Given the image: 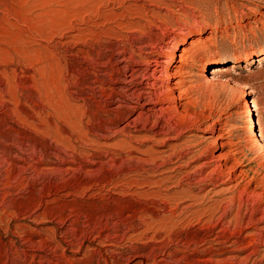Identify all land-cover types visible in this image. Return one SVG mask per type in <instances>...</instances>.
<instances>
[{
    "label": "rangeland",
    "instance_id": "rangeland-1",
    "mask_svg": "<svg viewBox=\"0 0 264 264\" xmlns=\"http://www.w3.org/2000/svg\"><path fill=\"white\" fill-rule=\"evenodd\" d=\"M263 57L264 0H0V264H264Z\"/></svg>",
    "mask_w": 264,
    "mask_h": 264
},
{
    "label": "bare ground",
    "instance_id": "bare-ground-1",
    "mask_svg": "<svg viewBox=\"0 0 264 264\" xmlns=\"http://www.w3.org/2000/svg\"><path fill=\"white\" fill-rule=\"evenodd\" d=\"M165 55L167 58L165 61H159V60L152 61V62L147 61V62H144V65L146 66L144 69H138L140 71L139 77H141L143 82H147L146 83L147 86L139 94H137L135 97H136L137 102L139 104H141V108L144 111H146V113H150L151 115H154V114L156 115L159 111L162 110L161 106L163 107L164 103L168 102L171 99H174L175 90L178 92L180 91L179 92L180 93V99H182V100L188 99L189 100V98H192V100H193L192 103L193 104L196 103L192 97L194 90L191 87L190 88L187 87V84H186L187 82L185 81V77L183 75L184 74L183 69H184L185 65L187 66V65H190V63H192L191 58L192 57L195 58V52H193V49H183L182 55L180 56L179 66H175V62L177 60V54L175 51H166ZM133 63H135V62H133ZM153 66H154V69L152 70V75H150V77H147L146 76L147 71L151 70L150 68ZM174 67H178L180 69L179 74H175V72L172 73V69ZM138 70H136V71H138ZM159 74H166V75H164L165 76L164 78L167 80V82L170 85H174L175 88L169 89V86H168V88H166L167 90L163 91V87H161L159 85V81L162 78V77H160V78L158 77ZM236 75L240 76L239 73H237V72H236ZM236 81H238V79H236ZM233 83L235 84V82H233ZM236 83H238V82H236ZM212 88H213V86H212L211 82H208V81L202 83L199 86V90H201L205 93L209 92L210 95L214 94V92H215ZM205 90L208 92H206ZM216 95H215V97H216ZM242 95L245 97V92H243ZM190 101H191V99H190ZM251 104H252L253 108L255 109V105H254L252 100H251ZM177 106H176V109H177ZM254 111H256V110H254ZM169 124H168V126H166V124L165 125H163V124L158 125L156 128L162 133L161 135H167L168 136L171 134L172 135L176 134L175 127H173L171 124L170 125ZM221 129L224 131V127Z\"/></svg>",
    "mask_w": 264,
    "mask_h": 264
}]
</instances>
